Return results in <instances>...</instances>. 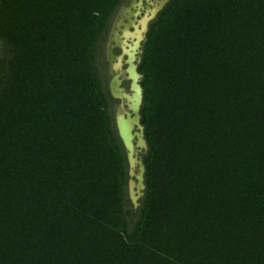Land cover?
<instances>
[{"label": "trees", "instance_id": "1", "mask_svg": "<svg viewBox=\"0 0 264 264\" xmlns=\"http://www.w3.org/2000/svg\"><path fill=\"white\" fill-rule=\"evenodd\" d=\"M118 2L0 0V264H264V0L148 23L136 211L98 70Z\"/></svg>", "mask_w": 264, "mask_h": 264}, {"label": "water", "instance_id": "2", "mask_svg": "<svg viewBox=\"0 0 264 264\" xmlns=\"http://www.w3.org/2000/svg\"><path fill=\"white\" fill-rule=\"evenodd\" d=\"M167 1L137 0L134 4V13H128L125 24L121 25L119 21L115 25L118 31H114L112 37L119 52L111 58L109 68L111 75L106 89L109 97L117 102L113 110V123L124 152L127 167L126 196L133 209L138 205L136 201L142 196L144 189L142 156L147 149L143 127L139 122L142 100L139 82L142 76L137 72V65L148 23ZM135 33L137 35L134 36ZM124 81L127 83L126 88L121 85Z\"/></svg>", "mask_w": 264, "mask_h": 264}, {"label": "rangeland", "instance_id": "3", "mask_svg": "<svg viewBox=\"0 0 264 264\" xmlns=\"http://www.w3.org/2000/svg\"><path fill=\"white\" fill-rule=\"evenodd\" d=\"M121 1H122L121 4L119 3L115 7V9H113V10H115V12L112 15L113 17H110V19H109V23H108L107 29H106V31L104 33L102 42L100 44V62L98 63V66H99L98 70H99L100 77L102 79V82H103V85H104L105 88H106V83L108 81V78H109V76L111 74L110 73V69H109L110 68L111 58L116 56L118 54V52H119L117 46L113 43V40H112V37H111L112 30L115 29V25H117L119 21H121V23H120L121 25L126 23L127 15H123L122 11L127 7L126 11L129 10L128 11V13H129V12H131V9L134 8V5L132 3L130 4L131 0H121ZM120 26H119V28H121ZM115 31L117 32L118 29H115ZM113 33H114V31H113ZM121 85L124 88H126L127 83L124 81V82L121 83ZM139 198L136 201L137 203L139 201ZM137 207H138V205L134 208L135 211H136ZM131 219H132V216L128 217L126 219V225H127L126 227H127L128 231L131 229V226H132L133 219L132 220Z\"/></svg>", "mask_w": 264, "mask_h": 264}, {"label": "flooded vegetation", "instance_id": "4", "mask_svg": "<svg viewBox=\"0 0 264 264\" xmlns=\"http://www.w3.org/2000/svg\"><path fill=\"white\" fill-rule=\"evenodd\" d=\"M137 0H131L130 1V4L132 3L133 5L135 4V2H136ZM121 0H119V2H118V4L120 3L121 4ZM117 4V5H118ZM116 5V6H117ZM129 6V5H128ZM142 6H144V3L142 2ZM127 8V7H126ZM126 8L122 11V13H123V15H128V11H126ZM115 9V8H114ZM134 8L133 9H131V12L130 13H134ZM114 12H115V10H113L111 13H110V15H109V18H108V20H107V26H108V23H109V19H110V17H113L112 15L114 14ZM118 22V21H117ZM116 22V23H117ZM119 23V22H118ZM107 26H106V29H107ZM113 31H115V29H113L112 30V34H111V37H113ZM111 75V74H110ZM110 77V76H109ZM109 79V78H108ZM107 84V83H106ZM116 105H117V102L116 103H114V106H113V109L116 107Z\"/></svg>", "mask_w": 264, "mask_h": 264}, {"label": "bare ground", "instance_id": "5", "mask_svg": "<svg viewBox=\"0 0 264 264\" xmlns=\"http://www.w3.org/2000/svg\"><path fill=\"white\" fill-rule=\"evenodd\" d=\"M137 35L136 33L134 34V36ZM119 72V71H118Z\"/></svg>", "mask_w": 264, "mask_h": 264}]
</instances>
